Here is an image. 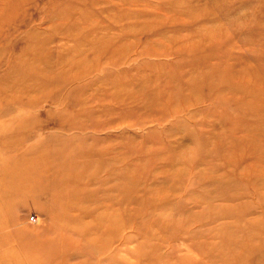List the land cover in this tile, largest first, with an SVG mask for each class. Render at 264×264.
Returning <instances> with one entry per match:
<instances>
[{
  "label": "rangeland",
  "instance_id": "obj_1",
  "mask_svg": "<svg viewBox=\"0 0 264 264\" xmlns=\"http://www.w3.org/2000/svg\"><path fill=\"white\" fill-rule=\"evenodd\" d=\"M227 112L264 125V0H0V264H264Z\"/></svg>",
  "mask_w": 264,
  "mask_h": 264
},
{
  "label": "bare ground",
  "instance_id": "obj_2",
  "mask_svg": "<svg viewBox=\"0 0 264 264\" xmlns=\"http://www.w3.org/2000/svg\"><path fill=\"white\" fill-rule=\"evenodd\" d=\"M206 66L212 68L213 71H216V72L218 71V69L217 68L214 69V66L211 65L210 63H207ZM196 67H198V66H196ZM194 71L197 72V69L195 68ZM230 72L233 73L234 69L233 68L230 69ZM211 77L220 78L219 74H213V75H211ZM158 79H159V77H158ZM162 83L153 80V78H149L147 81H143V82L138 81L137 86H135L136 90H137L135 92V94L138 96V98L142 104H145L146 106H148V108H154L153 106H156L161 100L160 98H161V94H162L161 92H162L163 88H161L160 85ZM208 84H209L208 86H211L213 84L212 80H208ZM149 85H155V89L151 90V91H146V94H143L142 93L143 90H145ZM173 85L174 84L167 83L165 86H171V88H173ZM197 85L202 86V84L199 85L198 83H197ZM234 89H235V87H234ZM126 90H129V89H126ZM248 93L250 95L252 92H248ZM116 99L122 100L121 96H118ZM183 101L187 102V99H183ZM119 102H121V101H119ZM242 103L243 104L241 105V107L244 111L247 108L249 109L248 110L249 114L245 113L243 116V119L252 118L251 115L258 117L257 112L255 111V113H254L250 109L252 107H254L256 109L255 104H251L250 101H247V104L245 103V101H243ZM251 105H253V106L250 107ZM234 118H235L234 123L226 124L227 120H229L231 122V120ZM236 118H237L236 115H234L230 112H227L225 114V116H223V119L221 120V123L222 124L224 123V126H226L225 132H221L219 135L217 134L219 136L220 140H218L215 144H214V141L211 143H213L215 145L216 154L219 155L222 158V160H224L225 162H228V161L231 162L232 161L231 157L233 154H234V157H236V155L239 154L238 157H236V159H239V157L240 158L243 157L245 159L247 157L252 158L253 163H251L249 165V168L247 169L246 174H244L245 175L244 177L248 178V179L250 178L249 180L251 181L252 185H254L255 187H257V188L264 187V170L261 169V165L264 162V149L262 150V147L260 146V145H262L261 141L264 140V133H263L264 132V125H260V123H258L259 121L255 124L252 123V125H251V124H249V122L245 123V122L236 121ZM219 125H221V124H219ZM261 135H263V136H261ZM225 138L229 139L228 145H229V148L232 149L231 151H228L227 149H225ZM260 139H261V141H260ZM209 141L207 142V139H206L200 145V147L204 151L207 152V155L211 154L210 150L207 149V145L210 144ZM219 178H221V177H219ZM214 182H215L216 186L221 187V190H224L225 186L235 185V183H236L232 179H228L227 182L222 183V181L218 178H217V180L214 179ZM210 207H214L210 210L211 216L221 215L223 213L222 208H216L213 205H210ZM237 243H238V240H237Z\"/></svg>",
  "mask_w": 264,
  "mask_h": 264
}]
</instances>
